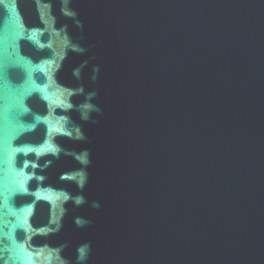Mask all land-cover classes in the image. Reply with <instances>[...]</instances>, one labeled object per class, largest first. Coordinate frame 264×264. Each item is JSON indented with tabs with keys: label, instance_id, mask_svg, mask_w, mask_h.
Instances as JSON below:
<instances>
[{
	"label": "water",
	"instance_id": "1",
	"mask_svg": "<svg viewBox=\"0 0 264 264\" xmlns=\"http://www.w3.org/2000/svg\"><path fill=\"white\" fill-rule=\"evenodd\" d=\"M0 264H264V0H0Z\"/></svg>",
	"mask_w": 264,
	"mask_h": 264
}]
</instances>
